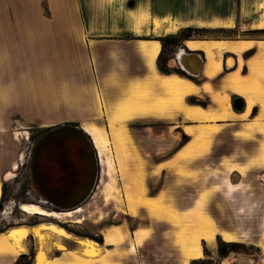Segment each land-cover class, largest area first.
<instances>
[{
  "label": "crops",
  "instance_id": "0c3cea01",
  "mask_svg": "<svg viewBox=\"0 0 264 264\" xmlns=\"http://www.w3.org/2000/svg\"><path fill=\"white\" fill-rule=\"evenodd\" d=\"M129 1L132 6H128ZM247 5V0H0V195L3 181L14 170L13 163L20 164L22 159V153H16V135L8 134L13 121L44 126L72 123L86 134L95 129L104 133L114 148L121 144L118 152L125 151L123 145L132 137L150 157L158 152L169 154L172 145L181 142L183 133L191 137L171 155L155 162L158 168H166L168 162L177 165L205 156L210 136L219 132V126L230 130L239 147L251 148L249 141L243 140L244 144L234 136L243 124L234 118L246 117L256 105L257 113L246 123L243 137L248 138L252 132L264 136V40H185V45L187 41L195 43L191 48L186 45L188 49L205 54L199 80L222 72L223 50L237 55L234 69L223 71L221 83L210 86L206 81L198 83L178 74L160 73L156 66L160 42L154 39L175 34L190 23L171 12L247 10ZM243 53H247L245 58ZM215 65L219 68L212 69ZM242 66L246 73H242ZM222 89L226 91L220 95ZM232 93L246 101L242 114L230 108ZM198 94L210 98L217 109L187 102L188 97ZM176 117L180 120L175 121ZM152 118L173 122L171 128L178 140L169 144L166 138L152 136L153 127L141 122ZM127 123L134 124L131 131L126 129ZM258 143L256 166L264 168V137ZM187 144L190 152L180 155ZM200 144L207 149L201 152ZM229 170L233 171L232 167ZM144 200L159 204L158 209L133 204L132 212L127 203V213L136 216L146 210L150 226L127 230L123 225L106 226L99 235L102 244L96 242L100 253L94 258H88L74 238L41 229L40 233L49 232L67 244L66 248L56 246L55 254L46 255L41 264H189L202 257V241L212 245L216 235L231 241L223 236L232 235L227 223L220 226L201 208L217 226L194 216L191 211L197 208L187 211L179 205L171 207L161 194L145 195ZM166 206L173 218L168 219L167 211H163ZM186 213L190 217L185 216L188 220L184 224L173 221L183 220ZM160 214L165 218L156 217ZM200 226H212L210 244L199 235ZM110 227L116 228L118 238ZM21 255L24 252L17 256L0 253V264H14ZM34 256L31 264H35Z\"/></svg>",
  "mask_w": 264,
  "mask_h": 264
},
{
  "label": "rangeland",
  "instance_id": "374dc122",
  "mask_svg": "<svg viewBox=\"0 0 264 264\" xmlns=\"http://www.w3.org/2000/svg\"><path fill=\"white\" fill-rule=\"evenodd\" d=\"M247 3V10L171 12L182 17L183 21L190 22L175 35H178L182 29L190 28L192 30L191 37L187 40H264V32L254 31L264 29L256 27V23L264 11V0H247ZM212 17H217L220 20L213 21ZM202 54L205 55L204 52ZM204 59L206 60V58ZM168 64L170 68L177 66L174 60H170ZM241 71L246 73V67L242 66ZM222 75L221 72L213 78H203L196 82L206 81L210 86H212L211 83L219 85ZM225 91L222 89L220 95ZM162 97L164 96L162 95ZM209 99L205 95L200 97L201 102L209 104L208 107L217 109ZM253 117L247 115L244 118H234L243 123L241 131L234 136L241 138L242 141H249L252 144L251 148L239 147L237 139L232 140L230 130L219 126V132L210 136L209 152L205 156L177 165L168 162L166 168L163 167L164 165L158 168L154 166V163L171 155L179 147L180 140L176 145L174 144L178 140L174 129L171 128L174 123L168 119L142 120L144 125L154 127L151 129L152 136L154 134V137L157 135L163 139L166 138L167 143L174 144L169 154L159 155L158 152L150 157L149 153L144 154L141 146L132 137V141L127 140L124 143L125 151L121 149L118 152L122 145L116 144L114 148L109 140L104 148V150L107 149L106 155H102L104 150L99 152V149L93 147L96 155L97 174L91 193L80 206L76 207L79 208L78 211L70 212L68 215L62 213L57 218L28 214L22 209V205L35 204L48 211L52 209L40 204L29 189L26 165L28 151L36 137L43 132V129L58 124L44 126L37 123L13 121L8 134L9 136L16 135L17 139L14 141H17V147L15 149L16 153H22V159L18 167L11 171L8 179L3 181L5 183V198L0 205V228L7 227L8 224L23 225L37 219L41 223L63 225L76 232L97 237L105 231V227L108 225H123L126 230L138 226H150L149 213L146 210H140L136 216H131L127 213V203L136 206L151 205L158 209L159 204H149L148 200H144V196L161 194L163 198L168 199L171 207L175 208L179 205L186 208L187 211L197 208L191 211L194 216H199L207 222L215 224L213 219L198 209L201 208L205 213L212 215L220 226H223V222L227 223L232 235L227 234L226 239L231 241H225L219 236L220 240L234 244L227 254L219 255L216 237L212 245H206L204 241L201 242L202 251L206 250L211 264H264V168L260 165L256 166L259 161L255 153V149L259 146L258 142L264 136L258 132H252L248 138L244 139L243 137V134L246 133L245 125ZM174 120L178 121L180 117H176ZM132 126L134 124L127 123L126 129L129 131ZM88 137L90 136L88 135ZM188 139L191 137L188 136ZM11 142L13 143V141ZM203 142L204 140H201V143ZM206 149V147L201 148V144L199 145L201 152ZM128 152L135 154L129 155ZM230 167L233 171L229 170ZM190 193L198 196L191 197ZM163 211H167L168 219L173 218V212L168 206ZM185 216L190 217L186 213L183 220L173 219V221L177 223L181 221L184 224L188 220ZM156 217L165 218L161 214ZM110 230L112 234H116L117 238L119 237L115 227H110ZM23 242V251L8 253L17 256L24 252L26 257L21 259L20 264L25 263L28 257L33 259L37 248H41L40 250L46 253L47 257H51L55 254L56 246L67 247L64 241L53 237L46 231L44 234L42 233V238L39 241L31 234ZM30 249L31 251H29ZM204 257L203 254L200 258Z\"/></svg>",
  "mask_w": 264,
  "mask_h": 264
},
{
  "label": "water",
  "instance_id": "95a60500",
  "mask_svg": "<svg viewBox=\"0 0 264 264\" xmlns=\"http://www.w3.org/2000/svg\"><path fill=\"white\" fill-rule=\"evenodd\" d=\"M133 2L129 1L128 6ZM191 33L185 32L184 38ZM187 40V39H185ZM247 53H243L245 58ZM233 58L225 53L222 68L226 71V61ZM176 67L189 78L198 77L204 66V59L198 51H184L173 56ZM240 96H232L230 105L234 112L243 111ZM28 187L38 202L56 211L72 210L91 193L96 180V155L90 137L76 125L61 123L43 131L30 146L27 157Z\"/></svg>",
  "mask_w": 264,
  "mask_h": 264
},
{
  "label": "bare ground",
  "instance_id": "6f19581e",
  "mask_svg": "<svg viewBox=\"0 0 264 264\" xmlns=\"http://www.w3.org/2000/svg\"><path fill=\"white\" fill-rule=\"evenodd\" d=\"M257 28H264V11L261 13V17L259 21L256 23ZM186 45L191 48L195 46V43L187 41ZM234 63L232 58H228L226 61V65L228 67L232 66ZM212 69L219 68V65H215L211 67ZM88 135L91 138V143L93 147L99 149V152H102L104 148L106 147L108 143V138L106 135L102 132H99L98 130L91 129L88 133ZM189 144L186 145L184 149H182L180 155H184L190 152ZM21 159V156L19 157ZM18 159V160H19ZM18 161L16 163H13L12 168L16 169L18 167ZM134 205L130 203V209L132 212H134ZM22 209L28 213V214H37L40 216L45 217H54L57 218L60 214L65 213L69 214L70 212H76L79 210V208H76L74 210H63V211H56V210H47L45 208H42L35 204H24L22 205ZM199 235L202 239H205L209 244L213 240V228L212 226L205 229L204 226H200ZM41 229H46L52 233H55L59 236L65 237V238H74L80 245L84 247V254L88 258H94L97 257L99 254V247L93 240L89 238H82V237H74L69 232L64 230L62 227H59L52 223H40L38 225L28 227L24 225L14 226L8 228L4 233L0 234V253H18L23 251V240L27 238L29 234H33L38 238V240H41L42 233H40ZM225 238L228 237L227 234H223ZM105 239L107 241L110 240L108 235H105ZM40 243V242H39ZM57 248H62V246H57ZM41 249V248H40ZM40 249L37 250L34 256L35 264H41L45 262V253H43ZM45 254V255H44Z\"/></svg>",
  "mask_w": 264,
  "mask_h": 264
},
{
  "label": "trees",
  "instance_id": "16d2710c",
  "mask_svg": "<svg viewBox=\"0 0 264 264\" xmlns=\"http://www.w3.org/2000/svg\"><path fill=\"white\" fill-rule=\"evenodd\" d=\"M190 32L191 33V29L190 28H185V29H182L178 35H175V34H169V35H165V36H162V37H157V38H154L156 40H158L160 42V45H161V50L156 58V66H157V70L162 73V74H171V73H174V74H178L180 76H183L185 78H189L185 75V73L183 71H181L179 68H170L167 63H166V58H163V53L165 51V46L167 44H175L178 42V40H185L187 38H184V33L185 32ZM255 32H264V29H256L254 30ZM191 37V34L188 36V38ZM181 38V39H180ZM189 79H192L194 80V78H189ZM187 102L190 103V104H193L195 103L191 97H188L187 98ZM72 124V123H71ZM49 128H46V129H43L42 131H45ZM188 140V136H185V138H183L180 142V144H183L185 143L186 141ZM5 198V183L2 184L1 186V195H0V205H1V202L4 200ZM34 215H37V214H34ZM39 223H41L40 220H37V219H34L32 220L31 222L29 223H25L23 224L24 226H35V225H38ZM14 226H19V225H11V224H8L7 227H2L0 228V232H3L5 230H7L8 228L10 227H14ZM59 227H62L64 230H66L67 232H69L70 234L74 235V236H78V237H82V238H89L91 240H93L94 242H97L98 244H102V237L101 236H91V235H88V234H82V233H79V232H76L70 228H67L63 225H59ZM4 233V232H3ZM217 240H218V253L219 255L221 256H224L225 254H227L229 251H231L232 249V246H234V244L232 242H224L222 240H220L219 236L217 235L216 236ZM31 251V249L29 250ZM203 254H204V258H196V259H192L190 260L189 264H211V260L208 256V253L206 252L205 249H203ZM26 257L25 255H21L16 261L14 264H19L21 259ZM31 257H28V260L23 263V264H31Z\"/></svg>",
  "mask_w": 264,
  "mask_h": 264
},
{
  "label": "flooded vegetation",
  "instance_id": "af4514ba",
  "mask_svg": "<svg viewBox=\"0 0 264 264\" xmlns=\"http://www.w3.org/2000/svg\"><path fill=\"white\" fill-rule=\"evenodd\" d=\"M184 41L185 40H180V41H178L177 43H175V44H167L166 46H165V51H164V53H163V58H166V63H167V65H168V62L170 61V60H173V56L174 55H176L177 53H179L181 50H184V51H193V50H190V49H188V48H186L185 47V44H184ZM160 50H161V45H160ZM198 52H200V51H198ZM249 53L251 52V51H248ZM201 53V52H200ZM225 53H231L232 55H233V57H234V62H235V64H237V56L235 55V54H233L232 52H224L223 54H225ZM201 55H202V57H203V54L201 53ZM233 59V58H232ZM226 72V70H224L223 68H222V72ZM200 79V77L198 76V77H196V78H194V80L195 81H197V80H199ZM204 95V94H203ZM236 94H234V93H232V94H230L229 95V101H230V98L232 97V96H235ZM202 96V94H198V95H194V96H190L191 98H192V100L195 102V103H193V104H195V105H199V106H201V107H207V106H209V104H207V103H204V102H201L200 101V97ZM238 96V95H237ZM205 97H206V95H205ZM240 101H238V104L242 101V103H243V111L245 110V107H246V101L244 100V98L243 97H241L240 96ZM207 100V99H206ZM208 101V100H207ZM257 106L256 105H253L252 107H251V110H250V112H249V114L248 115H250L251 117H253V116H255V114L257 113ZM242 111V112H243ZM242 112H240V114H242ZM150 126V125H149ZM153 127V126H152ZM154 128V127H153ZM177 132L179 131L178 129L176 130ZM185 136H187L186 134H181V140L183 139V138H185Z\"/></svg>",
  "mask_w": 264,
  "mask_h": 264
}]
</instances>
